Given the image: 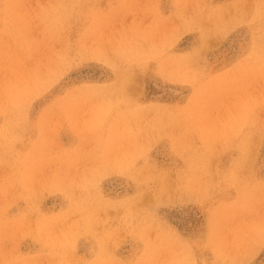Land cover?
Here are the masks:
<instances>
[{
	"label": "rangeland",
	"instance_id": "obj_1",
	"mask_svg": "<svg viewBox=\"0 0 264 264\" xmlns=\"http://www.w3.org/2000/svg\"><path fill=\"white\" fill-rule=\"evenodd\" d=\"M0 264H264V0H0Z\"/></svg>",
	"mask_w": 264,
	"mask_h": 264
}]
</instances>
